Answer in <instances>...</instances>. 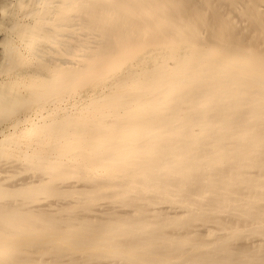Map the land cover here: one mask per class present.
Returning <instances> with one entry per match:
<instances>
[{"label":"bare ground","instance_id":"6f19581e","mask_svg":"<svg viewBox=\"0 0 264 264\" xmlns=\"http://www.w3.org/2000/svg\"><path fill=\"white\" fill-rule=\"evenodd\" d=\"M0 264H264V0H0Z\"/></svg>","mask_w":264,"mask_h":264}]
</instances>
